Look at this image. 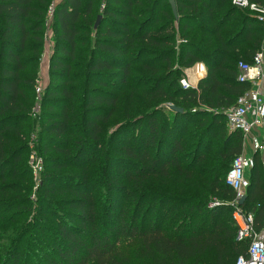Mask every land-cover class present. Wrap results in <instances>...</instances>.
<instances>
[{
	"label": "trees",
	"instance_id": "trees-1",
	"mask_svg": "<svg viewBox=\"0 0 264 264\" xmlns=\"http://www.w3.org/2000/svg\"><path fill=\"white\" fill-rule=\"evenodd\" d=\"M104 1L94 29L90 16L97 0H0V264H121L119 248L126 240L137 242L139 257L155 264H235L249 242L236 240L234 192L225 177L242 154L243 140L226 132L224 113L251 88L238 82L237 65L251 63L260 48L261 24L231 0H173L177 16L172 0ZM249 1L264 6V0ZM53 4L49 82L32 119ZM196 63L205 65L206 78L197 89L182 90L183 70ZM166 102L184 111L159 108ZM195 120L208 123L185 155L187 166L203 177L190 198L193 210L199 215L211 199L221 198L230 223H219L212 212L205 224H184L177 237L167 236L159 220L150 222L153 205L165 203V196L143 184L165 179L169 166L179 168V137L183 125ZM32 125L47 165L35 209L16 194L27 193L16 182L26 176L18 164L36 131L28 130ZM137 129L135 146L120 144V137ZM217 138L224 151L198 168ZM253 163L239 208L262 231L264 170L258 154ZM61 169L77 174H57ZM133 189L138 193L130 210L124 201ZM210 252L214 262L205 263Z\"/></svg>",
	"mask_w": 264,
	"mask_h": 264
},
{
	"label": "rangeland",
	"instance_id": "rangeland-1",
	"mask_svg": "<svg viewBox=\"0 0 264 264\" xmlns=\"http://www.w3.org/2000/svg\"><path fill=\"white\" fill-rule=\"evenodd\" d=\"M60 0H54V3H58ZM54 7V4L51 6ZM105 7V1L104 0H97L96 4L93 6V11L90 16V19L94 20V29H96L102 20V11ZM175 16V15H174ZM177 16V13H176ZM51 17L52 15L48 14L49 20L46 23V45L44 47L43 52V58L41 61V69L38 77L37 82V88H40L41 90L44 89L45 85L49 82V76L45 74L43 76L42 73V66L46 65L48 66L49 62V55L51 54V50L53 48V43L51 38L53 37V29H52V23H51ZM99 18V24L97 27H95L96 21ZM234 20V17L232 18ZM191 68V67H190ZM186 68L183 70V75L186 70L190 69ZM126 92V91H125ZM261 92L264 94V86L261 87ZM36 95V93H35ZM125 95V93H124ZM180 102V100H177ZM159 108H167L171 109L172 111L175 110H182V108L179 106V104L175 103H165L160 105ZM202 108V107H200ZM197 110V108H195ZM201 110L209 111L210 113L213 112V110H207L205 108H202ZM184 109L182 110V112ZM194 111V110H193ZM36 119V118H32ZM171 120V117L169 118ZM208 123V120H205L204 123H200V121H191L190 124H184L182 134L179 137V142L181 143V149L179 152H177V156L181 152L182 155L179 157L178 160V169H175L171 166L168 167V176L163 179L159 180L158 178H155L153 180H148L147 183H144V188L150 190L149 184L153 185L154 187H158L160 190L158 192H161L165 196L164 202L157 201L153 205V213L150 218V222L152 220H159V223L161 224V231L163 234L167 236H173L177 237L179 234L182 233V231L185 229L184 224H187L190 226V224L196 223L197 225H202L208 222L209 214L212 212H216L214 219L217 220L219 223L221 222H229V213L226 211H223L222 206L226 205L224 201H222L221 198H213L208 203L205 209L201 211L199 215H197L193 210L192 202L190 201L195 194V189L197 187L198 183H203V177H200L195 174L196 168H192L190 166H187L189 162V157H186V152L192 150L194 142L196 141L197 134L200 131V126L206 125ZM119 125V124H118ZM118 125H114L109 131L111 132L113 129H115ZM36 130L34 133L31 134L30 138L28 139V149L24 153L21 162L18 164V167H24L26 170V176L24 177L23 182H16L19 184V186H22L26 188L27 193L21 192L16 193L19 198H28L29 201L32 202L33 208L35 209L38 206V193L37 188L39 186V182L41 180V174L45 172L47 169V165L45 164V160L42 156L41 150L39 149V141L38 136L36 134L38 127L35 126H29L28 130ZM227 133H231L226 128ZM140 134V130H130L125 136L120 137V144H129L135 146L136 142L138 141ZM207 141H205L206 144ZM208 145V142H207ZM224 148L222 147V142L220 138H217L214 140L211 144V148L204 154L202 153V160L197 165V167H203L209 165L211 162L216 159V156L219 152L224 151ZM175 157V158H176ZM172 160V159H171ZM229 161L228 158L224 159V162ZM230 161L228 164H230ZM39 163V166L41 167V171L36 176L33 174V167ZM95 166H97L95 164ZM264 170V167L263 169ZM53 171V170H52ZM51 171V173H52ZM128 172H133L134 168L132 169H126ZM77 174L76 170L71 169H65V170H59L57 171V174ZM209 178L208 175H205V181ZM246 178L249 179L248 174L246 175ZM128 188H131V182L128 183ZM157 191V190H153ZM152 191V192H153ZM138 193L136 190L133 189V194L127 195V200L124 201V204L130 205V210L133 209V206L135 204V201L137 199ZM191 198V199H190ZM193 200V199H192ZM148 200H146L143 203V206L141 208V213L145 212L147 210V204ZM186 202V203H185ZM38 208V207H37ZM208 209V210H207ZM208 211V212H207ZM194 228V227H193ZM138 243L135 241L127 242L123 241L120 245V259L121 264H155L150 259H145L142 257H139L138 253ZM205 263H213L214 262V254L212 252L207 253L204 258L202 259ZM226 262H232L234 263L235 260H228Z\"/></svg>",
	"mask_w": 264,
	"mask_h": 264
},
{
	"label": "built area",
	"instance_id": "built-area-1",
	"mask_svg": "<svg viewBox=\"0 0 264 264\" xmlns=\"http://www.w3.org/2000/svg\"><path fill=\"white\" fill-rule=\"evenodd\" d=\"M231 5L241 10H247L256 17L261 24L263 36L260 48L253 56L251 63L239 62L237 65L238 82L247 83L251 88L244 95L238 97L235 104L225 111L226 125L229 131L241 134L243 149L249 134L255 130L259 131V135L252 142L251 149L254 154H258L264 167V138L260 135L264 131V94L261 92V87L264 86V6L260 7L249 0H231ZM52 13L53 7H50L48 14L52 15ZM199 68L202 70V67ZM193 69L194 67L186 70L179 81L182 90L197 89L190 77ZM194 75L196 77L200 74L195 72ZM42 91L40 88L35 89L36 104L32 109L33 117H36L40 111ZM253 165V156L248 157L242 153L232 161L225 177L226 185L234 192L232 220L237 229L236 240L249 242L247 254L237 258L235 264H264V229L256 231L253 215L239 208V201L246 196L249 186L246 175ZM40 171L41 167L37 163L33 167V174L36 176Z\"/></svg>",
	"mask_w": 264,
	"mask_h": 264
},
{
	"label": "crops",
	"instance_id": "crops-1",
	"mask_svg": "<svg viewBox=\"0 0 264 264\" xmlns=\"http://www.w3.org/2000/svg\"><path fill=\"white\" fill-rule=\"evenodd\" d=\"M48 66H46V65L42 66L43 76L45 74L48 75ZM192 67H194V69L191 70V76L190 77H191L192 81L194 83H196V84H194L192 82L193 85L198 86V84H197V83H199L197 81L198 78H200L199 80L205 79L206 76H207V69H206V67H205V65L203 63H196ZM199 67H202V70ZM195 72L199 73L200 75L195 77V75H194ZM258 132L259 131L256 132V130H255L251 134H249V136L247 137L246 144L244 146V149H243L242 153H244L248 157L255 155L254 152L251 149V145H252L253 140H255L257 138V136L259 135ZM260 135H261L262 138H264V131ZM249 173H250V171L248 172V176H249Z\"/></svg>",
	"mask_w": 264,
	"mask_h": 264
},
{
	"label": "water",
	"instance_id": "water-1",
	"mask_svg": "<svg viewBox=\"0 0 264 264\" xmlns=\"http://www.w3.org/2000/svg\"><path fill=\"white\" fill-rule=\"evenodd\" d=\"M170 6H171V8H172V12H173V14L176 16V7H175V2H174L173 0L170 1ZM98 24H99V18H98L97 21H96L95 27H97ZM175 111H176V112H182V110H175ZM245 199H246V196H245L243 199H241V200L239 201V205H241V204L245 201Z\"/></svg>",
	"mask_w": 264,
	"mask_h": 264
},
{
	"label": "bare ground",
	"instance_id": "bare-ground-1",
	"mask_svg": "<svg viewBox=\"0 0 264 264\" xmlns=\"http://www.w3.org/2000/svg\"><path fill=\"white\" fill-rule=\"evenodd\" d=\"M193 82V81H192ZM194 83V82H193ZM194 84H196V83H194Z\"/></svg>",
	"mask_w": 264,
	"mask_h": 264
}]
</instances>
